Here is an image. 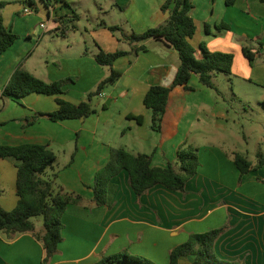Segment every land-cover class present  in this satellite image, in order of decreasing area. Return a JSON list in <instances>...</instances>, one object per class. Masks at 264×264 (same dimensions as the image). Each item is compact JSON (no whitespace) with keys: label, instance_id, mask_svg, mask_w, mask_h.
Instances as JSON below:
<instances>
[{"label":"crops","instance_id":"1","mask_svg":"<svg viewBox=\"0 0 264 264\" xmlns=\"http://www.w3.org/2000/svg\"><path fill=\"white\" fill-rule=\"evenodd\" d=\"M189 1L197 28L190 42L197 57L202 56V44L212 52L233 54L229 77L237 79L240 87L245 83L260 91L257 95L264 101V2ZM165 2L18 0L13 8L2 10L5 26L19 39L0 54V146L49 145L60 167L53 165L47 175L55 179L56 186L83 197L63 216V241L51 264H95L102 255L125 250L167 264L170 251L185 242L190 233L222 226L228 229L215 245L220 257L264 264V156L256 160L250 156L249 130L243 124H231L230 114L236 106L234 99L248 100L251 93L241 97L234 82L228 97L216 82L217 90L211 89L193 75L192 90L178 86L170 93L162 128L156 131L144 98L151 86L173 83L180 65L179 53L155 39L130 44L119 39L120 32L109 29L119 25L128 36L160 27L170 16V9H162ZM25 6L33 8L34 13L25 15ZM94 8L100 14L94 15L92 25ZM114 9L119 18L109 23L106 15ZM82 13L88 18L84 29L77 23ZM43 22L47 30L40 27ZM222 24L229 29L219 28ZM244 48L255 52L253 65L244 55ZM100 49L129 53L113 64L122 76L109 92L102 90L97 103H92L95 113L87 118L50 120L47 114L58 109L56 96H2L12 74L22 66L46 82L74 79L65 84L61 97L79 104L111 72L110 67L99 65L95 59ZM130 115L143 116V123ZM258 140L263 154L264 136ZM116 142L133 154L151 155L154 167L175 162L178 147L186 142L197 149L200 166L184 192L157 185L140 198L129 185L128 172L123 170L110 183L107 204L97 206L93 201L95 176L107 164L111 148H117ZM57 153L65 156L62 166ZM235 153L252 162L245 175L234 162ZM16 182L17 161L0 158V207L5 210L17 206ZM34 221L39 232L41 225ZM44 256L45 250L33 234L9 237L0 233V264H41ZM181 264H192V258L181 259Z\"/></svg>","mask_w":264,"mask_h":264},{"label":"trees","instance_id":"2","mask_svg":"<svg viewBox=\"0 0 264 264\" xmlns=\"http://www.w3.org/2000/svg\"><path fill=\"white\" fill-rule=\"evenodd\" d=\"M262 1L264 2V0ZM228 3L232 4L233 0H228ZM6 6L7 2L0 1V54L7 51L19 39V36L4 24L1 12ZM191 8L189 0H166L162 6L163 11L170 9V16L166 23L141 34L132 32L127 36L121 32V26L109 27L112 32L121 33L120 40H126L130 44L155 39L171 45L179 53L180 65L173 83L170 86H151L144 98V105L152 114V129L156 131H160L162 128L169 96L174 88L183 86L187 90H192L190 81L193 75H197L203 85L217 90L214 83L215 76L218 73L232 75L233 54L212 52L202 44L200 47L202 56L197 57L196 49L190 42L197 29L190 14ZM219 28L228 30L229 26L222 24ZM141 49L145 50L146 47L142 46ZM243 52L250 64L253 65L256 57L255 52L249 48H244ZM128 53L123 50L116 52L99 50L95 56L97 63L110 67L111 72L87 96L86 100L79 104H73L61 97L64 94L65 84L74 82V79L46 82L22 66L14 71L2 91V96L17 99L31 93L56 96L58 109L47 114L50 120L87 118L95 113L92 106L93 97L99 95L107 85L114 84L121 78L122 74L113 69V64L119 57ZM129 117L135 118L138 123L144 121L143 116L130 115ZM0 158H12L17 161L16 187L19 198L17 206L11 211L0 207V233L4 232L9 237L17 234H33L45 250L41 264H51L58 252L59 244L63 241L65 228L63 216L70 205L79 204L83 201V197L56 186L54 178L44 177L47 170L57 160V155L49 145L34 143L17 146L2 145L0 146ZM234 162L241 175H245L251 170L252 162L243 154L235 153ZM199 166L197 149L186 142L178 147L176 161L170 162L167 167L152 166L151 155L133 154L123 147L111 148L107 164L96 173L93 201L97 206L107 204L110 183L123 170L128 172L129 185L140 198L157 185H162L172 191L184 192L188 181L197 174ZM38 217L42 218L39 232L36 231L34 221ZM227 229V226H222L203 233H190L185 242L170 251L169 264H181L183 258H192V264H244L241 261L222 258L215 250L216 242ZM95 264L157 263L125 250L115 255H102Z\"/></svg>","mask_w":264,"mask_h":264},{"label":"rangeland","instance_id":"3","mask_svg":"<svg viewBox=\"0 0 264 264\" xmlns=\"http://www.w3.org/2000/svg\"><path fill=\"white\" fill-rule=\"evenodd\" d=\"M0 1H4L7 2V6L10 9L14 7V5H16L15 1L18 2V0H0ZM89 2L86 3L85 5L89 6ZM5 7V8H6ZM4 8V9H5ZM3 9V10H4ZM9 9V10H10ZM2 13V12H1ZM95 14H100L99 9H95L92 12V19L91 24H95ZM107 16V21L109 23H112L111 20H116L119 17V13L117 9H114V11H110L108 13ZM79 26L81 27V29H84V26H88V18L85 16L84 13H82V18L79 20ZM100 23V20H99ZM218 78H214V83L216 82L217 85L220 86V88L224 89L225 92H227L226 94L229 97V90L232 88V83L235 82V86L237 87V89L239 90V92L241 93V97L245 92H250L251 94H249V98L247 99H234L236 100L235 104L236 106L232 109V111L230 112L231 114V124H243L245 125V128L248 129L249 131H247V133L249 134L248 136L251 137V145L249 146L250 149V156H252V158L254 160H256L255 157H259V159L264 156V152H262L263 154H261L260 149L261 146H259V140L258 138H261L264 136V105H263V100H261L258 95L257 92L259 93L260 91H255L256 89H253V87H249L248 85L242 84V87L239 86V81L237 79L231 78L229 77V75H226L224 73H218L216 75ZM215 76V77H216ZM231 76V75H230ZM234 79V81H233ZM112 86V84H109L105 87V91L109 92L108 89ZM239 87V88H238ZM247 94V93H246ZM99 100L98 95L93 97L92 99V103L96 104L97 101ZM240 101V102H239ZM253 130V131H252ZM113 131V128L111 130V132ZM119 141V140H117ZM120 142H116V146L117 148L119 147ZM243 145V144H241ZM242 147V146H240ZM59 156V162L61 163V166L64 164V162L66 161L65 156L63 155V153H57ZM55 168L58 169L60 167L59 163H55L54 164ZM53 169L49 168L47 170L48 173L52 172ZM46 172V174L44 175L45 178H49V176L47 175L48 173ZM34 220H37V225L40 226L41 222L40 220H42V218L38 217L35 218ZM39 220V221H38ZM153 261L157 264H165L163 262H161V259L158 260V258H152ZM167 264H169V261L166 260Z\"/></svg>","mask_w":264,"mask_h":264},{"label":"built area","instance_id":"4","mask_svg":"<svg viewBox=\"0 0 264 264\" xmlns=\"http://www.w3.org/2000/svg\"><path fill=\"white\" fill-rule=\"evenodd\" d=\"M58 1H59V2H64L65 0H58ZM23 13H24L25 15H31L32 13H34V9L31 8V7H29V6H25V7H23ZM40 27H41L42 29H44V30H47V25H46L45 22L41 23V24H40Z\"/></svg>","mask_w":264,"mask_h":264},{"label":"water","instance_id":"5","mask_svg":"<svg viewBox=\"0 0 264 264\" xmlns=\"http://www.w3.org/2000/svg\"><path fill=\"white\" fill-rule=\"evenodd\" d=\"M83 119V118H82Z\"/></svg>","mask_w":264,"mask_h":264}]
</instances>
